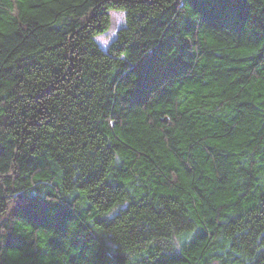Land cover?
Returning a JSON list of instances; mask_svg holds the SVG:
<instances>
[{
    "label": "trees",
    "instance_id": "1",
    "mask_svg": "<svg viewBox=\"0 0 264 264\" xmlns=\"http://www.w3.org/2000/svg\"><path fill=\"white\" fill-rule=\"evenodd\" d=\"M186 2L0 0V264H264V0Z\"/></svg>",
    "mask_w": 264,
    "mask_h": 264
},
{
    "label": "clouds",
    "instance_id": "2",
    "mask_svg": "<svg viewBox=\"0 0 264 264\" xmlns=\"http://www.w3.org/2000/svg\"><path fill=\"white\" fill-rule=\"evenodd\" d=\"M109 12V23L105 33H94L93 39L100 42L105 48L108 47L113 38L118 35V27L121 24H127L129 20L128 8L125 6H112L108 9ZM123 55V54H121ZM114 211V209H110ZM172 240L177 247L180 246L181 236L175 234L172 235Z\"/></svg>",
    "mask_w": 264,
    "mask_h": 264
},
{
    "label": "snow or ice",
    "instance_id": "3",
    "mask_svg": "<svg viewBox=\"0 0 264 264\" xmlns=\"http://www.w3.org/2000/svg\"><path fill=\"white\" fill-rule=\"evenodd\" d=\"M185 3L190 5V7L188 8L186 14L187 15H190L193 20H196L200 14L198 12H196L194 10L193 6L190 3L186 2V0H185Z\"/></svg>",
    "mask_w": 264,
    "mask_h": 264
},
{
    "label": "rangeland",
    "instance_id": "4",
    "mask_svg": "<svg viewBox=\"0 0 264 264\" xmlns=\"http://www.w3.org/2000/svg\"><path fill=\"white\" fill-rule=\"evenodd\" d=\"M123 24H121V25H119V27H121ZM119 27H118V29H119ZM105 34H106V32H105ZM97 43H98V45L102 48V49H105V47L100 43V42H98V41H96Z\"/></svg>",
    "mask_w": 264,
    "mask_h": 264
}]
</instances>
